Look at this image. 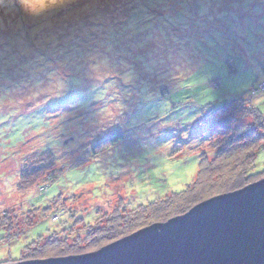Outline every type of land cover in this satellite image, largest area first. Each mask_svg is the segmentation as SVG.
<instances>
[{
  "label": "rangeland",
  "instance_id": "rangeland-1",
  "mask_svg": "<svg viewBox=\"0 0 264 264\" xmlns=\"http://www.w3.org/2000/svg\"><path fill=\"white\" fill-rule=\"evenodd\" d=\"M120 2L71 0L62 8L37 9L35 16L25 14L18 0L0 4V64L12 78L11 83L0 79V89H8L0 100V116L9 118L0 122V264L98 251L136 223L142 206L192 185L198 162L216 161L223 149L218 142L223 137L201 123L209 105L247 95L246 104L264 119V90L248 94L260 82L264 87V0H174L201 4L204 13L172 11L165 22L182 40L159 48L155 39L144 47L129 43L135 29L126 32L114 23L120 15L114 5ZM136 18L138 25L152 23L139 12ZM205 23L214 27L202 32ZM12 50L20 53L11 57ZM93 51L111 55L117 66L122 56L131 69L119 66L108 73L102 61L94 64ZM138 59L157 63L144 78L158 83L149 92L173 90L188 79L186 89L143 104L149 96L138 93L131 73H141ZM46 73H53L50 80ZM125 75L123 85L117 77ZM105 81L114 84L107 90ZM94 91L105 92V98L95 95L87 105L80 102L78 93ZM54 99L60 103L51 106L52 119L42 112V120L27 127L26 117L17 118ZM251 126L262 135L264 149V131L250 115L237 118L226 136ZM116 131L123 133L118 149L94 150ZM43 146L57 157L54 172L29 186L21 183L23 169L37 160ZM218 165L221 174L211 189L222 191L235 180L231 170L240 169L223 161ZM249 173L256 175L251 181L264 178V153ZM137 227L129 232L142 229Z\"/></svg>",
  "mask_w": 264,
  "mask_h": 264
},
{
  "label": "water",
  "instance_id": "water-1",
  "mask_svg": "<svg viewBox=\"0 0 264 264\" xmlns=\"http://www.w3.org/2000/svg\"><path fill=\"white\" fill-rule=\"evenodd\" d=\"M16 264H264V178L98 251Z\"/></svg>",
  "mask_w": 264,
  "mask_h": 264
},
{
  "label": "trees",
  "instance_id": "trees-1",
  "mask_svg": "<svg viewBox=\"0 0 264 264\" xmlns=\"http://www.w3.org/2000/svg\"><path fill=\"white\" fill-rule=\"evenodd\" d=\"M87 10H89V8ZM13 12L16 13V10ZM17 51L18 50H12L10 53V56L12 57L13 54L17 53ZM18 53L20 52L18 51ZM92 53L93 54L91 55V57H92V61L94 62V64L98 65V61H102V66L106 68L108 73L113 72V71L117 72L116 68H119V66L127 67L129 70L131 69L129 67L130 64L129 63L127 64V61L123 59L122 56H119L121 57V59L119 60V63L121 64L117 66L118 63L116 64L114 63L113 57L111 55L106 54L108 55V58H107V57H104L105 54L101 53L100 51H93ZM11 57H10V60H11ZM94 59L96 61H94ZM138 61L139 63L142 64L143 71L141 70V73H139V71L131 70V73H133L134 75L132 77L138 81V83L136 84L137 86H139V89H140L138 93L140 95L147 94L149 96V98H146L143 104L153 102L158 99H162L164 97H167L169 94L176 93L178 91L186 89L187 83L185 82L188 79L186 81L184 80L180 82L179 85L175 87L173 90L168 89V88L160 89L158 87L157 89H154L153 93L149 92V88L154 87V84H158V83L145 82L144 78L148 77L146 73H150L149 70L153 67V65L157 63H155L156 61H154L153 63L146 64V61L141 60V59H138ZM41 68L43 70V66ZM5 72H9V71H4L3 66L0 64V79H4L5 82L11 83L12 78L10 74L9 75L5 74ZM52 74L53 73H46V79L50 80L48 76ZM125 76L117 77L118 80L123 79L121 81L123 85H124L123 83L124 79L125 80L128 79L129 75H125ZM216 83L217 82L214 81V85ZM113 84H114L113 81H110V82L105 81L103 88L108 90L111 86H113ZM160 85H163V84H159L158 86ZM211 88L214 90L213 87ZM261 89L264 90V87H261V82H260L258 85L253 87L248 92V94L252 91L254 95H258L261 92ZM7 90L5 88L0 89V100L4 99ZM104 94L105 92L96 93L94 91V93L92 94L91 93H85V94L78 93V96L80 98H83V100L80 102H83L85 105H87L88 103H90V101H92L93 98H95V95L98 97H101ZM246 96L247 95H243L242 97H239L237 99L223 101L219 105H209L208 108L203 111V115L201 117V123L206 125L208 131H210L211 134H219L220 136L223 137L220 141H218L219 143H221L219 145H221V148L223 149L221 150L222 153L218 155L217 160L213 162H208V163L207 161H205L206 163H202L200 160L198 162L199 170L196 175L197 179L192 185H187L186 188L180 192L171 193L170 196L166 197L165 199L157 203L153 202V203L147 204L146 206H142V208L135 215L136 223L135 224L133 223L134 225L132 226H128V227L125 226L123 228V232L119 235H116L111 240L116 241L117 239H121L123 237H126L132 234L131 232H129L131 230V227L133 228V227L138 226L137 228L140 229V228L149 226L153 223H164L168 221L169 219L185 214L195 205L208 200L210 196H214V195L218 196V195L231 193L239 189H242L243 187L249 184H252L255 181V180L251 181V179L254 178L256 175H251V173H249V169L252 167L253 168L256 167V161H257L258 155L264 153V149L261 146L262 144L260 141L262 135H260V133H257V130H255L256 129L255 127L251 126L250 128L239 130L240 132L239 134H237V131H236L232 133V136H226V135H229L230 133L231 124L235 123L237 118H240L241 116H243L244 118L250 115L251 117H253L255 122L258 123L259 125H261V123H264L263 122L264 119L262 120L261 112L257 108L255 107L251 108L248 104H246V100H245ZM104 98H105V95H104ZM56 103H60V101L56 99L50 100L48 101V104L46 106L33 108V110H31L27 114L21 115L17 118L26 117V120H22V122H25L27 127L37 125V122H39V120L41 119L40 115L42 114V112H44V114H47L46 119H52L54 117V116L50 117L49 112L52 110L51 106ZM60 115H57V116H60ZM0 117L3 118V119H0V122L3 121V123L5 121H8L7 119H9V118H4L3 116H0ZM9 122L12 124L14 122V119L13 121H9ZM122 134H123L122 132L116 131L113 134H110L109 137L107 138L105 137L101 139V141L97 143L98 145L95 146L94 150L101 147L105 149L106 153H108V152L113 151L115 148L118 149V146L123 141ZM218 142L216 144H218ZM52 151H53L52 149L43 146V151L38 155L37 160H35V162L29 163V165L27 164L28 166H26L23 169V173L21 174V178L19 179V181L21 183L24 182L28 184L29 186V184H32L38 178L48 174L49 172H54L53 168L55 167V164L58 160ZM90 155L91 153L88 151L87 154L84 155V160H86L87 156H90ZM218 161L225 162L226 166L233 164V167L240 169V172H237L236 171L237 169L231 170V174L234 175L232 177L233 179L235 178V180H233L231 183L229 182V184L225 188H223L222 191L220 187L211 189V186H214V183H213L214 180L219 178L218 176L221 174L220 171L222 168L219 167ZM73 167L75 166H72V168ZM56 178L57 177H55L54 179ZM49 179H52V178H49ZM26 184L25 186H27ZM215 186H217V184H215ZM117 226L118 228H122L121 224H118Z\"/></svg>",
  "mask_w": 264,
  "mask_h": 264
},
{
  "label": "snow or ice",
  "instance_id": "snow-or-ice-1",
  "mask_svg": "<svg viewBox=\"0 0 264 264\" xmlns=\"http://www.w3.org/2000/svg\"><path fill=\"white\" fill-rule=\"evenodd\" d=\"M71 0H18L20 8L25 14L35 16L37 9H58L62 8ZM0 4H4V0H0ZM119 10V18L114 21L115 24L127 32L130 28L135 29L129 37V43L136 44L139 47H144L149 42L159 40L157 48L163 45L168 47L172 42H180L182 37L174 30V27L168 21L171 12L176 8H189L192 11H200L201 15L204 13V6L198 3L185 5L184 3H175L174 0H122L120 3L114 5ZM227 7H237V5H227ZM145 15L146 20L152 23L137 24L136 13ZM164 14L163 16L161 14ZM195 18V17H193ZM184 28L187 29L189 24L187 21L182 22ZM200 24L199 21H197ZM243 22H239L236 27H240ZM214 26L210 23L200 25L202 32H207ZM159 35H155V34ZM137 37L132 40L131 37ZM38 54V53H37ZM260 130L264 131V123H261ZM3 259V257H0Z\"/></svg>",
  "mask_w": 264,
  "mask_h": 264
}]
</instances>
